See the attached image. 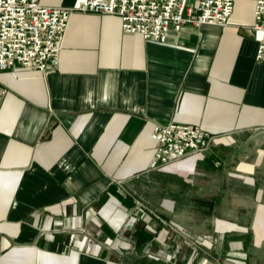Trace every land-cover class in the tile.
Wrapping results in <instances>:
<instances>
[{"label":"crops","instance_id":"0c3cea01","mask_svg":"<svg viewBox=\"0 0 264 264\" xmlns=\"http://www.w3.org/2000/svg\"><path fill=\"white\" fill-rule=\"evenodd\" d=\"M252 16V2L235 0L228 25L187 24L158 43L123 33L115 15L73 12L56 69L1 71L0 264H138L132 249L162 234L148 235L152 222L124 194L161 190L167 177L176 196L181 186L219 212L209 258L264 264V65ZM171 122L200 127L209 144L151 169V131Z\"/></svg>","mask_w":264,"mask_h":264},{"label":"built area","instance_id":"2783aa9c","mask_svg":"<svg viewBox=\"0 0 264 264\" xmlns=\"http://www.w3.org/2000/svg\"><path fill=\"white\" fill-rule=\"evenodd\" d=\"M253 3L251 28L257 34L255 60L264 65V0ZM235 0H80L71 8L49 7L41 0H0V72L15 66L42 73L59 64L62 42L73 12L115 15L122 32L164 43L170 30L187 24L228 25ZM151 169L170 166L207 148L210 136L198 126L156 124Z\"/></svg>","mask_w":264,"mask_h":264},{"label":"rangeland","instance_id":"374dc122","mask_svg":"<svg viewBox=\"0 0 264 264\" xmlns=\"http://www.w3.org/2000/svg\"><path fill=\"white\" fill-rule=\"evenodd\" d=\"M185 191L180 186L176 196L167 177L161 190L149 188L143 194H124L131 199L134 217L150 220L148 224L152 222L148 235L162 234L160 241L148 239L145 250L132 249L131 260L138 264L144 259L162 264H218V259L211 258L213 255L209 258L208 254L219 249L215 228L219 212H209L202 205L192 204L193 196ZM209 236L211 243H208Z\"/></svg>","mask_w":264,"mask_h":264}]
</instances>
